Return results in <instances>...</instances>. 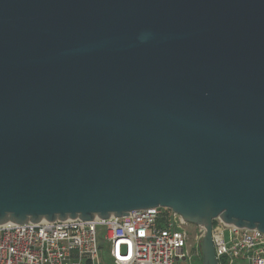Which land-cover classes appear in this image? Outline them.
<instances>
[{
	"label": "water",
	"instance_id": "obj_1",
	"mask_svg": "<svg viewBox=\"0 0 264 264\" xmlns=\"http://www.w3.org/2000/svg\"><path fill=\"white\" fill-rule=\"evenodd\" d=\"M156 207L264 234V0H0V225Z\"/></svg>",
	"mask_w": 264,
	"mask_h": 264
},
{
	"label": "built area",
	"instance_id": "obj_2",
	"mask_svg": "<svg viewBox=\"0 0 264 264\" xmlns=\"http://www.w3.org/2000/svg\"><path fill=\"white\" fill-rule=\"evenodd\" d=\"M202 235L161 207L106 220L7 223L0 225V264H187L200 257ZM211 238L217 264H264L257 230L215 220Z\"/></svg>",
	"mask_w": 264,
	"mask_h": 264
},
{
	"label": "rangeland",
	"instance_id": "obj_3",
	"mask_svg": "<svg viewBox=\"0 0 264 264\" xmlns=\"http://www.w3.org/2000/svg\"><path fill=\"white\" fill-rule=\"evenodd\" d=\"M191 226H193V225H191ZM193 231H194V228L191 227L190 232L193 233ZM196 248L198 249V245L196 246ZM187 264H202V262H201L200 257H197L196 255H193L192 259Z\"/></svg>",
	"mask_w": 264,
	"mask_h": 264
}]
</instances>
